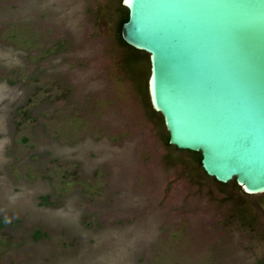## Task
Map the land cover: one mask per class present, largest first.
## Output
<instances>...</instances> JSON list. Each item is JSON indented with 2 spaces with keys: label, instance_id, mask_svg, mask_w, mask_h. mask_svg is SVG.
Instances as JSON below:
<instances>
[{
  "label": "rangeland",
  "instance_id": "obj_1",
  "mask_svg": "<svg viewBox=\"0 0 264 264\" xmlns=\"http://www.w3.org/2000/svg\"><path fill=\"white\" fill-rule=\"evenodd\" d=\"M117 1L0 0V264H256L264 193L169 162L121 68Z\"/></svg>",
  "mask_w": 264,
  "mask_h": 264
},
{
  "label": "water",
  "instance_id": "obj_2",
  "mask_svg": "<svg viewBox=\"0 0 264 264\" xmlns=\"http://www.w3.org/2000/svg\"><path fill=\"white\" fill-rule=\"evenodd\" d=\"M121 37L148 53L168 143L206 175L264 193V0H121Z\"/></svg>",
  "mask_w": 264,
  "mask_h": 264
},
{
  "label": "trees",
  "instance_id": "obj_3",
  "mask_svg": "<svg viewBox=\"0 0 264 264\" xmlns=\"http://www.w3.org/2000/svg\"><path fill=\"white\" fill-rule=\"evenodd\" d=\"M116 12H117V21L115 26V38L119 47L123 49L121 54V68L129 79L133 82L136 93L139 98L143 101L144 110L149 117V119L154 123L157 133L164 145L170 149L167 159L171 163H183L187 168H189L190 174L198 179L201 178H211L212 181L218 184L221 187H229L231 189H236L241 191L242 188L238 186L234 179L228 183H220L216 181L213 177L206 175L204 170L201 167V155L199 152L188 151L191 154L186 155L189 157V160L186 161L182 155L184 151L172 146L168 143V133L165 129L162 116L159 112H156L152 109L149 100H145V95L147 92V77L149 75V56L148 53L144 51L137 50L130 45L126 44L121 37V24L128 19V10L122 5L121 0H118L116 3ZM176 152L180 154L177 155ZM244 194H246L244 192ZM248 195V194H246ZM231 194H229L226 199H229ZM239 207L237 206L235 213L232 214L238 218L244 226L253 228L254 217L252 215L253 209L251 205L247 204L246 199L242 196L239 197ZM38 235H36L37 237ZM256 264H264L263 261H259Z\"/></svg>",
  "mask_w": 264,
  "mask_h": 264
},
{
  "label": "flooded vegetation",
  "instance_id": "obj_4",
  "mask_svg": "<svg viewBox=\"0 0 264 264\" xmlns=\"http://www.w3.org/2000/svg\"><path fill=\"white\" fill-rule=\"evenodd\" d=\"M148 78V77H147ZM248 204V203H247ZM250 205V204H249ZM257 206L261 209V207L262 206H260L259 204H257ZM238 207H239V204H238ZM262 216L264 217V207L262 208ZM252 215H253V217H254V223H255V221H256V215L254 214V211L252 212ZM264 260V257L263 258H261V259H259L257 262H259V261H263Z\"/></svg>",
  "mask_w": 264,
  "mask_h": 264
}]
</instances>
